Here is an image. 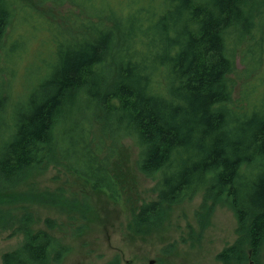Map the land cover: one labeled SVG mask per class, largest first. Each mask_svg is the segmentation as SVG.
I'll list each match as a JSON object with an SVG mask.
<instances>
[{
	"label": "trees",
	"instance_id": "obj_1",
	"mask_svg": "<svg viewBox=\"0 0 264 264\" xmlns=\"http://www.w3.org/2000/svg\"><path fill=\"white\" fill-rule=\"evenodd\" d=\"M27 1L0 0V232L23 233L19 246L1 254V264H56L67 252L49 233L52 219L45 218L47 229L33 230L34 214L18 206L57 205L62 197L17 191L34 170L63 166L121 202L107 142L116 146L124 138L136 147L137 169L154 193L132 210V229L159 227L171 205L201 195V206L221 201L236 218V238L216 259L259 264L264 0H57L74 3L78 13L51 34L54 61L14 95L15 69L2 64L18 44L4 41ZM246 74L254 78L246 82ZM73 200L64 208L76 207Z\"/></svg>",
	"mask_w": 264,
	"mask_h": 264
},
{
	"label": "rangeland",
	"instance_id": "obj_2",
	"mask_svg": "<svg viewBox=\"0 0 264 264\" xmlns=\"http://www.w3.org/2000/svg\"><path fill=\"white\" fill-rule=\"evenodd\" d=\"M27 2L31 4L21 5L6 28L4 41L16 38L18 44L2 64L15 69L10 76L14 95L21 94L28 84L37 80V73L47 62L54 61L51 34L61 32L59 24L78 13L77 7L69 1ZM260 65L264 69V61ZM244 67L236 59L237 72ZM248 77L246 74V82L254 75ZM242 86L243 80L238 78L233 89L234 99H240ZM257 90V95L262 93L260 86ZM107 146L109 167L123 187L120 203L111 200L101 189L92 188L73 170L58 165L34 170L17 187L22 193L40 190L62 193L57 205L36 201L18 204L34 214L30 225L33 230L47 229L45 218L53 220L54 228L49 229V233L67 247L66 254L56 264H107L111 261L116 264H221L216 254L236 238L237 223L232 209L221 201H208L201 206L202 197L196 195L171 205L159 227L135 231L131 227V212L142 201L154 198L150 190L152 181L138 171L137 149L129 138L122 139L116 146L107 142ZM66 199H75L72 202L77 206L65 209ZM22 241V232L1 231L0 257ZM259 264H264V242Z\"/></svg>",
	"mask_w": 264,
	"mask_h": 264
}]
</instances>
